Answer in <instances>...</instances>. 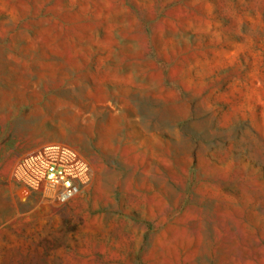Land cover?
<instances>
[{
    "label": "rangeland",
    "instance_id": "obj_1",
    "mask_svg": "<svg viewBox=\"0 0 264 264\" xmlns=\"http://www.w3.org/2000/svg\"><path fill=\"white\" fill-rule=\"evenodd\" d=\"M0 264H264V0H0Z\"/></svg>",
    "mask_w": 264,
    "mask_h": 264
},
{
    "label": "built area",
    "instance_id": "obj_2",
    "mask_svg": "<svg viewBox=\"0 0 264 264\" xmlns=\"http://www.w3.org/2000/svg\"><path fill=\"white\" fill-rule=\"evenodd\" d=\"M92 175L91 163L78 149L64 143L44 145L22 157L14 168L19 183L62 203L70 201Z\"/></svg>",
    "mask_w": 264,
    "mask_h": 264
}]
</instances>
